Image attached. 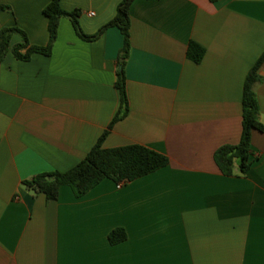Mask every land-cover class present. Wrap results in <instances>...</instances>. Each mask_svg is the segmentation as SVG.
<instances>
[{
	"label": "crops",
	"instance_id": "0c3cea01",
	"mask_svg": "<svg viewBox=\"0 0 264 264\" xmlns=\"http://www.w3.org/2000/svg\"><path fill=\"white\" fill-rule=\"evenodd\" d=\"M51 1L0 0L9 7L0 31L17 27L47 46ZM122 1L60 3L94 35ZM130 17L129 113L103 147L146 146L169 165L121 188L105 179L81 198L69 186L48 200L22 185L74 168L120 108V29L87 42L62 18L51 56L21 61L10 50L0 62V264H264V130L252 132L246 175H223L214 161L241 139L244 84L264 53V0H135ZM192 41L205 49L201 63L188 57ZM21 42L14 34L10 49ZM260 76L264 125V64ZM119 228L128 237L112 245Z\"/></svg>",
	"mask_w": 264,
	"mask_h": 264
},
{
	"label": "trees",
	"instance_id": "16d2710c",
	"mask_svg": "<svg viewBox=\"0 0 264 264\" xmlns=\"http://www.w3.org/2000/svg\"><path fill=\"white\" fill-rule=\"evenodd\" d=\"M135 0H123L113 20L102 27L96 34H86L81 25V11L65 10L60 0H52L44 9V15L48 18L49 42L47 46H34L29 42L27 34L17 28L8 27L0 31L1 49L0 62L4 60L11 50L14 57L21 61H30L32 56L40 54L51 56L54 44L58 38L60 21L69 18L77 36L87 42L98 40L104 32L117 27L124 36V46L120 51L117 72L116 88L120 93V108L108 129L100 137L96 145L87 156L74 168L67 172L43 173L31 179L23 181L22 185L34 195L44 194L48 200H58L60 189L63 186L72 188L75 196L81 198L98 186L105 179H111L117 184L129 183L146 175L152 174L169 165V158L155 150L142 145H127L112 149L103 147L114 126L129 113V100L127 94L126 61L131 51V17L130 8ZM0 9H9L8 6H0ZM14 34L22 37V42L10 49L11 39ZM26 49L25 53L22 50ZM205 56V49L196 42H191L188 48V57L195 63H201ZM264 64V53L250 69L243 91V119L240 142L236 145H224L214 154V161L223 175L244 176L251 168L253 151V130H264L260 122V110L256 97L255 85L261 81L260 70ZM122 66V69H120ZM238 166V172L236 171ZM124 229L113 230L109 235L112 245H117L127 239Z\"/></svg>",
	"mask_w": 264,
	"mask_h": 264
},
{
	"label": "built area",
	"instance_id": "2783aa9c",
	"mask_svg": "<svg viewBox=\"0 0 264 264\" xmlns=\"http://www.w3.org/2000/svg\"><path fill=\"white\" fill-rule=\"evenodd\" d=\"M91 14L93 15V13H91ZM123 185H124V183H120L118 187L121 188Z\"/></svg>",
	"mask_w": 264,
	"mask_h": 264
},
{
	"label": "water",
	"instance_id": "95a60500",
	"mask_svg": "<svg viewBox=\"0 0 264 264\" xmlns=\"http://www.w3.org/2000/svg\"><path fill=\"white\" fill-rule=\"evenodd\" d=\"M120 69H122V66H120Z\"/></svg>",
	"mask_w": 264,
	"mask_h": 264
}]
</instances>
